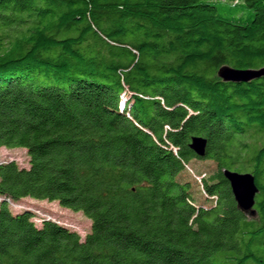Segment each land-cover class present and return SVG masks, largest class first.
Returning a JSON list of instances; mask_svg holds the SVG:
<instances>
[{"label":"trees","instance_id":"obj_1","mask_svg":"<svg viewBox=\"0 0 264 264\" xmlns=\"http://www.w3.org/2000/svg\"><path fill=\"white\" fill-rule=\"evenodd\" d=\"M222 1L0 0V147L29 158L0 163V264H264V78L218 77L264 67V0ZM192 161L215 170L181 181ZM226 169L255 177L258 219ZM26 198L90 232L37 227Z\"/></svg>","mask_w":264,"mask_h":264},{"label":"rangeland","instance_id":"obj_2","mask_svg":"<svg viewBox=\"0 0 264 264\" xmlns=\"http://www.w3.org/2000/svg\"><path fill=\"white\" fill-rule=\"evenodd\" d=\"M210 1H216L223 8L228 7V5H226L222 0ZM238 10H240V12L244 11L242 14H240V17L242 18H247L250 14V11L244 9L243 7H238ZM122 97H124V99L127 98L126 96H124V94L122 95ZM160 98L161 97H159V99ZM176 129L180 128L177 127ZM11 161L16 162L20 167H28L29 158L27 156V151L21 148L8 149L5 147H0V163ZM190 168L188 167L187 173L181 176V181L187 180L189 182H193L194 184L200 182L202 183V179L199 177V173L211 174L215 170L213 163L209 161H192ZM203 183L206 182L203 181ZM198 191H200V189L198 188V186H195L193 193L198 204L203 203L204 201H208L209 195L212 194L211 186H209L208 188V185L204 190L206 192L200 193ZM9 206L13 213L22 212L24 210H30L31 212H33V222L37 227H41L43 221L51 220L59 225L68 228L71 231L77 232L82 240L85 239L86 235L90 232L91 229V221L82 213L73 212L71 210L63 208L57 202L39 201L26 198L20 200L17 203L13 202L9 204Z\"/></svg>","mask_w":264,"mask_h":264},{"label":"water","instance_id":"obj_3","mask_svg":"<svg viewBox=\"0 0 264 264\" xmlns=\"http://www.w3.org/2000/svg\"><path fill=\"white\" fill-rule=\"evenodd\" d=\"M218 77L226 83H249L264 78V67L241 70L223 66L218 71ZM189 147L197 156L204 157L207 150V139L193 137ZM223 174L230 184L237 208L249 220L257 219L258 213L254 206L259 189L256 185L255 177L250 173H238L227 169L223 171Z\"/></svg>","mask_w":264,"mask_h":264},{"label":"bare ground","instance_id":"obj_4","mask_svg":"<svg viewBox=\"0 0 264 264\" xmlns=\"http://www.w3.org/2000/svg\"><path fill=\"white\" fill-rule=\"evenodd\" d=\"M259 195V194H258ZM258 195H257V197H258ZM255 206H256V204H255ZM255 206H254V209H255ZM256 210V209H255ZM257 211V210H256Z\"/></svg>","mask_w":264,"mask_h":264}]
</instances>
